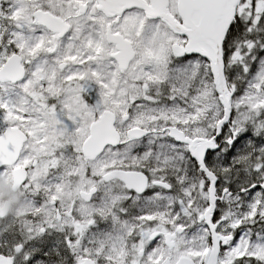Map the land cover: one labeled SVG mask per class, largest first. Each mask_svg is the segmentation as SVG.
I'll list each match as a JSON object with an SVG mask.
<instances>
[{"label":"snow or ice","instance_id":"snow-or-ice-1","mask_svg":"<svg viewBox=\"0 0 264 264\" xmlns=\"http://www.w3.org/2000/svg\"><path fill=\"white\" fill-rule=\"evenodd\" d=\"M0 264H264V0H0Z\"/></svg>","mask_w":264,"mask_h":264}]
</instances>
